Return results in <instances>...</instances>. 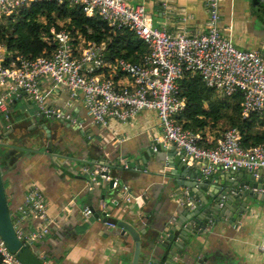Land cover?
I'll return each mask as SVG.
<instances>
[{"label": "crops", "instance_id": "obj_1", "mask_svg": "<svg viewBox=\"0 0 264 264\" xmlns=\"http://www.w3.org/2000/svg\"><path fill=\"white\" fill-rule=\"evenodd\" d=\"M127 2L132 7L143 6L152 19L153 26L169 34L178 32L199 34L205 30L208 20L207 0H127ZM219 10V29L223 36L239 50L256 51L264 58V0H220ZM101 74L102 79L112 80L118 87L132 86L129 78L113 70L103 69ZM40 88L46 106L51 111L59 113L60 116L63 113L68 114L66 119L70 123L68 130L72 141L70 144L75 150L72 158L79 159L83 153L87 161L93 160L97 164L107 162L113 166L119 163L125 168L123 172L110 170L109 176L117 180L119 187L117 195L121 198L119 204L128 205L129 210L145 220L146 235L152 231L151 226L159 223L158 218L169 216L171 220L183 223L190 217L191 211L198 206V198L184 187L170 190L171 182L165 177L168 174L166 168L155 171L149 166L147 171L126 170L128 162L141 164L138 156L144 154V149L150 141H162L161 127L154 112L142 111L126 123L110 119L106 127H101L92 122L81 94L71 97L66 88L45 79L41 80ZM4 93L5 88L0 87V96ZM8 115L9 118L5 119L0 114V142L4 143H8L9 137L20 138L43 133L42 125L46 124L48 128L51 122L46 116L41 121L37 119L39 109L24 92L13 96L8 106ZM57 118L54 121H57ZM14 144L21 150L30 147L24 143L21 148V141ZM20 149L15 155L7 156L9 162L2 161L5 169V189L15 216L14 222L17 223L18 207L31 187L41 190L47 203V214L54 221L49 234L42 241L28 245L35 248L38 258L45 264H131L134 255V243L131 239L125 241L116 236L118 233L116 228L108 229L103 224L101 216L85 219L82 214L85 208L78 209L75 206V200L81 194L78 192L84 187L80 178L88 177L91 181L95 172L103 168L99 165L86 166L73 161L49 163L43 156L24 154ZM96 149L101 150L102 154ZM25 156L28 158L22 164ZM195 168L194 165V168L190 169ZM155 172L157 173L154 174ZM224 173L227 171H217L208 178L211 180L210 189L214 188L216 181L218 184L223 181L225 186L229 185L228 177L224 176ZM241 174L248 175L249 172L239 170L234 173V177ZM96 180V183L100 181L98 177ZM241 182L244 183L245 180L242 179ZM187 192L195 204L193 209L189 205L182 206L179 202ZM207 192L208 190H202L206 197ZM255 192L258 198L255 200L247 198L246 201L250 203L248 214L239 227H215L208 230L205 248L209 252L216 253L224 259L232 255L239 264H264V202H262L264 189ZM91 202L95 204L99 214L107 213L109 221L115 224L126 218L122 210L116 206L111 205L102 210L94 196ZM79 203L84 204L85 199ZM18 225L30 232L38 229L41 221L34 214H30ZM166 235L165 231L158 242ZM178 235L176 232L175 239ZM143 238L141 235V240ZM145 247V244L141 245L142 252L145 251ZM141 263L142 255L139 259V264ZM152 263L153 260L150 259L149 264ZM176 264L180 263L177 261Z\"/></svg>", "mask_w": 264, "mask_h": 264}, {"label": "built area", "instance_id": "obj_2", "mask_svg": "<svg viewBox=\"0 0 264 264\" xmlns=\"http://www.w3.org/2000/svg\"><path fill=\"white\" fill-rule=\"evenodd\" d=\"M36 1L42 0H0V19ZM54 1L81 6L87 17L97 15L111 28L133 31L148 52L139 63L117 61L113 71L132 82V86L118 87L114 81L101 78L105 68L103 43L88 42L74 48L69 33L61 31L53 38L56 47L51 56L34 60L19 56L11 67L0 65V87L5 88L0 96V114L5 119L9 118L8 106L13 96L19 92L26 93L43 115L55 114L60 118L59 113L46 106L40 88L41 80L45 79L66 88L71 97L81 94L92 122L101 127H106L110 119L126 123L142 111L154 112L161 127L162 141L183 152L185 159L192 161L206 179L217 171L246 170L256 179L264 180V144L243 148L239 132L231 129L222 134L214 148H202L197 145L199 136L183 130L175 121L184 107L178 82L188 74L199 76L206 87L223 96L240 93L243 117L251 113L264 116V58L256 51L239 50L223 36L219 29L220 0H207L208 20L205 30L199 34H169L160 30L153 26L143 6L132 7L127 0ZM3 59L4 49L0 47V63ZM104 170L96 171L91 181L104 178L99 176ZM114 180L113 188L118 189L117 180ZM179 202L195 208L188 192ZM18 213L14 229L24 245L42 241L49 234L54 221L47 214V203L39 188L31 187L27 191ZM30 214H34L41 225L27 232L18 224ZM82 214L85 219L92 216L88 208ZM105 218L102 222L108 229L116 228L107 214ZM0 264H22L1 237Z\"/></svg>", "mask_w": 264, "mask_h": 264}, {"label": "water", "instance_id": "obj_3", "mask_svg": "<svg viewBox=\"0 0 264 264\" xmlns=\"http://www.w3.org/2000/svg\"><path fill=\"white\" fill-rule=\"evenodd\" d=\"M63 113L60 118L54 114L43 115L39 111L38 120H43L46 116L51 119L47 125H42L43 133H35L17 138L9 137L8 143L0 142V237L4 241L7 249L18 256L22 264H45L38 258V253L34 247L24 245L19 241L15 234L14 220L11 206L8 201L5 189V169L2 165L7 162L8 155H15L16 151L20 149L15 146V142L21 141V148L24 143L30 145L28 149H20L25 153L34 154L36 156H43L49 163L55 161H73L81 163L86 166L90 164L99 165L105 170L100 173L104 178H100L99 182H91L88 177H81L83 184L81 192L79 190L78 198L75 200V206L79 209L81 207L88 208L94 218L102 217L105 221L103 212L99 214L95 204H92V197L98 199V206L100 209L104 207H111V205L120 208L126 216L125 219L120 220L116 224L118 231L116 236H120L127 241L128 238L134 243V255L131 264H139V259L142 255L143 263L149 264L152 259V264H239L234 256H228L226 259L219 257L216 253H211L205 248V240L208 235V230L215 227L223 228H237L240 223L245 220L248 214V206L250 205L247 198L252 200L257 199L255 191L264 189V180L256 179L251 172L248 175H238L234 177L233 171H227L224 176L228 177V186L221 181L219 184L214 183V188L210 189L211 180L204 178L199 169L194 170V163L185 159L183 152H178L175 146L165 144L163 141L152 140L145 147L143 155H139L141 164L135 162H128L126 170L130 171H147L149 166L153 167L155 171H160L164 168L168 170L165 176L171 185L170 190L178 188H187L198 198V206L191 211L190 217L186 221H173L169 216L158 218L154 226H151V232L147 235V226L143 217L137 216L133 211L126 208L121 202L118 189L113 188L115 178L107 179L110 170L123 172L125 168L119 163L109 165L97 164L95 161H87L81 154V158H72L75 154L70 142L69 120L66 119ZM57 118V121H54ZM15 139V140H13ZM14 142V143H13ZM97 152H101V150ZM23 156H21L22 158ZM28 157L25 156L24 164ZM104 161V159H103ZM9 162V161H8ZM155 172L154 174H156ZM245 182L242 183L241 180ZM214 181V180H213ZM87 186V187H86ZM202 190H208L206 197ZM85 199L84 204L79 201ZM264 202V200H262ZM186 214V213H185ZM184 214V215H185ZM186 216V215H185ZM137 220V221H136ZM167 227V230H165ZM166 231L167 235L158 242L159 237ZM178 232V238L175 239V233ZM141 235L144 238L141 240ZM146 245L145 251H141V245Z\"/></svg>", "mask_w": 264, "mask_h": 264}, {"label": "trees", "instance_id": "obj_4", "mask_svg": "<svg viewBox=\"0 0 264 264\" xmlns=\"http://www.w3.org/2000/svg\"><path fill=\"white\" fill-rule=\"evenodd\" d=\"M61 31L69 33L74 48L88 42L103 43L105 70H113L121 59L139 63L148 52L133 31L111 28L97 15L87 17L81 6L42 0L0 19V47L4 49L0 65L11 67L19 56L28 60L51 56L56 47L53 38ZM178 86L184 107L175 121L183 130L199 136V147L214 148L222 134L231 129L239 132L243 148L264 144V116L251 113L243 117L240 93L223 96L190 74Z\"/></svg>", "mask_w": 264, "mask_h": 264}]
</instances>
